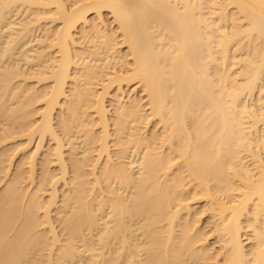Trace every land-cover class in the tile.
I'll list each match as a JSON object with an SVG mask.
<instances>
[{
    "label": "bare ground",
    "instance_id": "6f19581e",
    "mask_svg": "<svg viewBox=\"0 0 264 264\" xmlns=\"http://www.w3.org/2000/svg\"><path fill=\"white\" fill-rule=\"evenodd\" d=\"M0 264H264V0H0Z\"/></svg>",
    "mask_w": 264,
    "mask_h": 264
},
{
    "label": "rangeland",
    "instance_id": "374dc122",
    "mask_svg": "<svg viewBox=\"0 0 264 264\" xmlns=\"http://www.w3.org/2000/svg\"><path fill=\"white\" fill-rule=\"evenodd\" d=\"M107 16H109V15L107 14ZM106 18H107V19L109 18V19H108V20H109V22L111 21V19H110V16H109V17H106Z\"/></svg>",
    "mask_w": 264,
    "mask_h": 264
}]
</instances>
